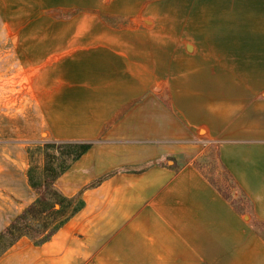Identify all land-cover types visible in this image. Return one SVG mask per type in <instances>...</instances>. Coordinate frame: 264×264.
<instances>
[{
    "label": "crops",
    "instance_id": "1",
    "mask_svg": "<svg viewBox=\"0 0 264 264\" xmlns=\"http://www.w3.org/2000/svg\"><path fill=\"white\" fill-rule=\"evenodd\" d=\"M48 2L88 9L83 13L105 25H111L107 19L136 15L144 6L143 0ZM55 41H44L39 51L56 50L61 45ZM85 44V50L95 49L93 38ZM107 44L118 46L111 40ZM74 45L69 49L81 48L78 40ZM192 48L186 41L182 51ZM127 49L120 52L125 77L108 76L82 87L56 76L50 88L35 94L54 141L128 146L157 140L160 134L134 125L137 111L150 100L153 108L163 110L165 121L175 124L178 136L204 130L200 140L217 143L220 162L250 199V211L222 193L195 164L196 156L180 166L153 164L113 173L86 187L82 205L48 239L35 243L21 236L0 254V264H264V234L253 222L264 223V99H254L251 88L221 90L220 81L202 69L184 71L183 59L174 60L173 50L164 63L175 69L169 76L142 75ZM155 62L152 56L144 66L155 67ZM157 83L166 85L168 107L164 93L150 91ZM70 84L79 88L71 90ZM116 123L122 126L119 137L110 139L108 132ZM28 169V152L8 155V187L0 186V236L39 197ZM65 174L56 185L72 196L77 190L68 188Z\"/></svg>",
    "mask_w": 264,
    "mask_h": 264
},
{
    "label": "rangeland",
    "instance_id": "2",
    "mask_svg": "<svg viewBox=\"0 0 264 264\" xmlns=\"http://www.w3.org/2000/svg\"><path fill=\"white\" fill-rule=\"evenodd\" d=\"M48 1L0 0V186L8 187V155L24 156L28 152L30 183L38 189L50 179L44 193L61 211L51 221L42 215L40 221L48 229L45 234L22 227L16 233L32 242H42L82 205L80 195L86 187L116 172L137 171L153 164L180 166V161L195 156V164L222 193L239 209L250 211V199L220 162L217 143L200 140L204 130L192 133V137L178 136L175 124L165 121L163 110L153 108L150 100L137 111L134 125L136 129L160 134L157 140L146 138L138 141L140 145L128 146L81 142L50 147L45 144L55 143L54 137L43 122L35 94L50 88L49 83L56 76L63 82L83 83L82 87L90 85L85 84L88 81L98 82L108 76L125 77L126 60L120 52L122 47H128L129 60L138 61L142 75L169 76L175 69H168L164 63L173 50L174 60L183 59L184 71L202 69L205 75L211 73L213 81H220L221 90L251 88L253 98L262 100L264 0H143L140 12L107 19L111 25L84 14L83 10L88 9L83 7L62 8ZM76 10L82 13L66 19ZM52 37L61 46L39 51L40 44ZM86 38H93L94 50H85ZM76 40L81 48L72 51L69 47ZM110 40L118 46H108ZM186 41L193 48L182 51ZM28 44L33 45V50ZM152 56L157 60L156 66L145 67ZM53 63L58 67H53ZM71 85V90L79 88ZM165 86L157 83L150 91L164 93L163 102L168 107ZM121 128L114 124L108 132L110 139L119 137ZM62 167V173L55 177ZM65 172L66 184L71 186L68 188L77 190L72 196L56 185ZM253 222L264 234V223ZM7 242V238L0 239V253Z\"/></svg>",
    "mask_w": 264,
    "mask_h": 264
},
{
    "label": "trees",
    "instance_id": "3",
    "mask_svg": "<svg viewBox=\"0 0 264 264\" xmlns=\"http://www.w3.org/2000/svg\"><path fill=\"white\" fill-rule=\"evenodd\" d=\"M62 144L64 143L55 142L46 143L45 145L53 147L54 145L61 146ZM62 170H64V167H62L59 172L55 173V177L58 174L62 173ZM50 182V179L45 180L44 184L40 188H38L39 197L37 201L34 204L30 205L21 215H19L16 220H14L10 224V226H8L1 234L0 239L7 238L8 241L5 244V249H3V251L6 250L9 246H11L13 243H15L21 237L16 233L17 229L21 227L25 229L31 228L35 234H45L46 232H48V229L47 227H45V224L42 225L43 221H40L41 219H43L42 215L48 216L49 220L51 221L52 219H56L61 214L60 208H55L54 205L50 203V197L44 193V191L47 189V186H49ZM33 220H35L36 222L34 223ZM21 222H23L24 225L19 226ZM54 232L55 230L51 231L48 234V237H50ZM45 240H42V242Z\"/></svg>",
    "mask_w": 264,
    "mask_h": 264
}]
</instances>
